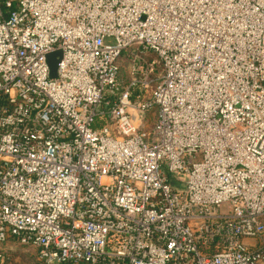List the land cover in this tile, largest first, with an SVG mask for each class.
I'll use <instances>...</instances> for the list:
<instances>
[{
    "label": "built area",
    "instance_id": "obj_1",
    "mask_svg": "<svg viewBox=\"0 0 264 264\" xmlns=\"http://www.w3.org/2000/svg\"><path fill=\"white\" fill-rule=\"evenodd\" d=\"M9 240L46 264H264V0H0Z\"/></svg>",
    "mask_w": 264,
    "mask_h": 264
},
{
    "label": "rangeland",
    "instance_id": "obj_2",
    "mask_svg": "<svg viewBox=\"0 0 264 264\" xmlns=\"http://www.w3.org/2000/svg\"><path fill=\"white\" fill-rule=\"evenodd\" d=\"M0 249L9 255L7 264H44L39 258L38 248L34 245H23L17 240H9L0 244Z\"/></svg>",
    "mask_w": 264,
    "mask_h": 264
},
{
    "label": "water",
    "instance_id": "obj_3",
    "mask_svg": "<svg viewBox=\"0 0 264 264\" xmlns=\"http://www.w3.org/2000/svg\"><path fill=\"white\" fill-rule=\"evenodd\" d=\"M58 56H60V51L54 52V53L49 55V65H50V71H51L52 77L56 76Z\"/></svg>",
    "mask_w": 264,
    "mask_h": 264
},
{
    "label": "trees",
    "instance_id": "obj_4",
    "mask_svg": "<svg viewBox=\"0 0 264 264\" xmlns=\"http://www.w3.org/2000/svg\"><path fill=\"white\" fill-rule=\"evenodd\" d=\"M44 264H46L45 262H43Z\"/></svg>",
    "mask_w": 264,
    "mask_h": 264
}]
</instances>
